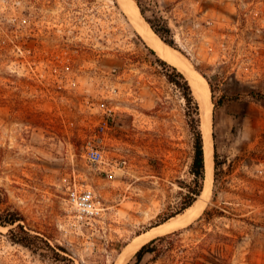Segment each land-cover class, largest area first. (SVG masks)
Wrapping results in <instances>:
<instances>
[{
    "label": "rangeland",
    "instance_id": "374dc122",
    "mask_svg": "<svg viewBox=\"0 0 264 264\" xmlns=\"http://www.w3.org/2000/svg\"><path fill=\"white\" fill-rule=\"evenodd\" d=\"M127 4L136 7L134 0H0V212H19L29 234L63 247L73 264L117 263L134 238L171 219L180 184L191 181L183 101L153 73ZM151 4L167 21L172 49L208 79L212 156L215 147L223 172L215 188L212 172L200 213L167 233L210 205L242 220L215 218L205 227L240 236L228 249L230 264H264V98L257 97L264 95V0ZM102 102L114 110V132L103 163L93 166L82 148ZM73 193L90 196L92 213L68 202ZM12 228L0 226V264H69L13 243ZM150 258L142 264H162Z\"/></svg>",
    "mask_w": 264,
    "mask_h": 264
},
{
    "label": "trees",
    "instance_id": "16d2710c",
    "mask_svg": "<svg viewBox=\"0 0 264 264\" xmlns=\"http://www.w3.org/2000/svg\"><path fill=\"white\" fill-rule=\"evenodd\" d=\"M134 2L140 16L149 25L151 30L164 44L171 48L174 47L171 30L166 19L161 14V11L156 8L155 4H151V0H134ZM147 13L149 16H146ZM144 48L153 58V60L149 61L150 67L154 68L153 73L157 74L167 85L176 90L183 101L185 123L191 134L192 155L188 168L191 181L188 184H180L181 190L178 193L180 197L179 204L175 212L168 217L172 218L175 215L182 214L186 209L191 207L201 195L203 188L205 178L204 153L199 107L183 73L176 67L160 59L149 47L144 45ZM198 73L207 81L212 92L207 77L202 72ZM257 97L264 98V95L258 94ZM212 158L213 187L215 188L223 178L222 162L219 161L215 147H213ZM214 192H212L213 195ZM2 203L3 201L0 197V205ZM215 218L242 222L240 218L226 216L223 212L208 205L202 215L187 227L157 236L142 245L134 254L133 264H142L146 255L151 257L150 263L161 261L162 264H230L231 251L228 249L233 248L239 243L240 236L230 229L217 231L216 227L207 232L205 227L213 226L212 221ZM23 223L24 218L17 211H6L4 215L0 212V226L13 227L9 230V233L18 232L19 234L18 236H13L11 240L13 243L27 248L34 254L48 249L53 253L54 259H64L69 264H73L71 259L61 256V253L67 254L63 247L55 246L52 248L43 238L29 234ZM56 251L58 252L56 253Z\"/></svg>",
    "mask_w": 264,
    "mask_h": 264
},
{
    "label": "bare ground",
    "instance_id": "6f19581e",
    "mask_svg": "<svg viewBox=\"0 0 264 264\" xmlns=\"http://www.w3.org/2000/svg\"><path fill=\"white\" fill-rule=\"evenodd\" d=\"M124 10L126 13L125 15H127L133 29L141 37L143 42H145V44L152 49L160 59L176 67L180 72H182L191 87L192 94L199 107L200 127L203 139L205 178L201 195L191 207L186 209L181 215H177V217L171 218L166 223L154 227L145 234L134 238L124 249L118 262L115 264H126L129 258L149 239L154 236L167 233L173 227H176V225L183 222L185 223V221H188L191 218L193 219V217L200 213L205 204V198L210 192L213 172L212 144L210 138V113L212 103L210 101V90L207 81L195 70L188 59L182 56V54L175 49H172L162 42V40L151 30L149 25L142 19L138 13L137 7L133 4H127L125 5ZM201 98L204 99L206 104L205 111Z\"/></svg>",
    "mask_w": 264,
    "mask_h": 264
},
{
    "label": "built area",
    "instance_id": "2783aa9c",
    "mask_svg": "<svg viewBox=\"0 0 264 264\" xmlns=\"http://www.w3.org/2000/svg\"><path fill=\"white\" fill-rule=\"evenodd\" d=\"M98 108L101 110V119L94 126L96 132H93L92 139H89L83 143L82 157L93 166L103 163V158L106 152H108L105 147V141H110L112 133L114 132L111 119L114 117V110L108 106L105 102L99 103ZM125 160L120 162L108 163L110 168H114L117 165H124ZM68 202L73 206H76L77 210L82 214L92 213V203L91 198L88 194H83L77 196L76 194H71L68 198ZM82 215H80L81 217Z\"/></svg>",
    "mask_w": 264,
    "mask_h": 264
},
{
    "label": "water",
    "instance_id": "95a60500",
    "mask_svg": "<svg viewBox=\"0 0 264 264\" xmlns=\"http://www.w3.org/2000/svg\"><path fill=\"white\" fill-rule=\"evenodd\" d=\"M202 100H201V102H202V105H203V108H204V111H205V106H206V104H205V101H204V99L203 98H201ZM204 114H205V112H204ZM202 190H203V188H202ZM202 192V191H201Z\"/></svg>",
    "mask_w": 264,
    "mask_h": 264
}]
</instances>
